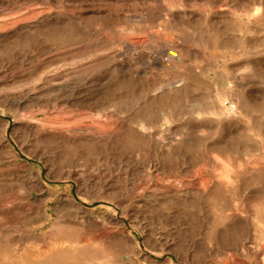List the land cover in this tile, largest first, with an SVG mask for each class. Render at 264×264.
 <instances>
[{
	"label": "rangeland",
	"instance_id": "1",
	"mask_svg": "<svg viewBox=\"0 0 264 264\" xmlns=\"http://www.w3.org/2000/svg\"><path fill=\"white\" fill-rule=\"evenodd\" d=\"M0 264H264V0H0Z\"/></svg>",
	"mask_w": 264,
	"mask_h": 264
},
{
	"label": "bare ground",
	"instance_id": "2",
	"mask_svg": "<svg viewBox=\"0 0 264 264\" xmlns=\"http://www.w3.org/2000/svg\"><path fill=\"white\" fill-rule=\"evenodd\" d=\"M168 51V55L170 56L171 59H175L179 56L180 52L178 50H176L175 48H170L167 50ZM166 51V52H167ZM157 60V59H156ZM160 61V60H159ZM153 62V61H152ZM168 65V64H167Z\"/></svg>",
	"mask_w": 264,
	"mask_h": 264
}]
</instances>
